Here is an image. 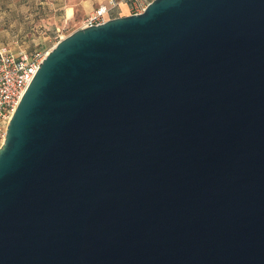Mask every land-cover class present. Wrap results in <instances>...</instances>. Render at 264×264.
I'll return each instance as SVG.
<instances>
[{"label": "water", "instance_id": "water-1", "mask_svg": "<svg viewBox=\"0 0 264 264\" xmlns=\"http://www.w3.org/2000/svg\"><path fill=\"white\" fill-rule=\"evenodd\" d=\"M0 264H264V0L57 41L0 145Z\"/></svg>", "mask_w": 264, "mask_h": 264}, {"label": "rangeland", "instance_id": "rangeland-1", "mask_svg": "<svg viewBox=\"0 0 264 264\" xmlns=\"http://www.w3.org/2000/svg\"><path fill=\"white\" fill-rule=\"evenodd\" d=\"M65 6L70 8L69 17ZM83 9L82 0H0V47L15 53L47 52L79 28L88 13Z\"/></svg>", "mask_w": 264, "mask_h": 264}, {"label": "built area", "instance_id": "built-area-1", "mask_svg": "<svg viewBox=\"0 0 264 264\" xmlns=\"http://www.w3.org/2000/svg\"><path fill=\"white\" fill-rule=\"evenodd\" d=\"M152 0H110L89 11L79 28L98 25L110 16V10L119 3H125L129 14L142 12ZM47 52L15 53L5 46L0 47V145L2 144L8 121L17 108L26 88L30 84Z\"/></svg>", "mask_w": 264, "mask_h": 264}, {"label": "crops", "instance_id": "crops-1", "mask_svg": "<svg viewBox=\"0 0 264 264\" xmlns=\"http://www.w3.org/2000/svg\"><path fill=\"white\" fill-rule=\"evenodd\" d=\"M98 1L99 0H82L83 7H84L83 10L84 11L86 10L87 12H89L92 9H94L93 6L96 5V7H97L98 5L107 4L110 0H104V2H98ZM96 3H98V4H96ZM62 9H63V12L65 13V15L69 17L70 8L68 6H65ZM128 14L129 13H128L127 5L125 3H122V2L119 3L118 6L112 8L110 10V16L111 17L123 16V15H128ZM9 50H11V49H9Z\"/></svg>", "mask_w": 264, "mask_h": 264}]
</instances>
